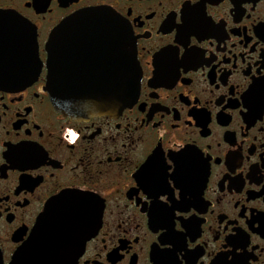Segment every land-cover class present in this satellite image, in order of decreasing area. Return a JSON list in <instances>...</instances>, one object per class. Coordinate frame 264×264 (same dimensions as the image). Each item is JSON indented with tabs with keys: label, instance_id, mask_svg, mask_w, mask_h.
Wrapping results in <instances>:
<instances>
[{
	"label": "flooded vegetation",
	"instance_id": "af4514ba",
	"mask_svg": "<svg viewBox=\"0 0 264 264\" xmlns=\"http://www.w3.org/2000/svg\"><path fill=\"white\" fill-rule=\"evenodd\" d=\"M93 7L128 24L140 88L121 112L75 121L48 78L112 91L117 66L99 38L70 36L55 69L46 43ZM0 11L31 27L41 64L34 78L26 52L21 82L0 84L4 264L66 190L101 209L76 264H264V0H0ZM20 40L21 29L0 35L6 63L32 45Z\"/></svg>",
	"mask_w": 264,
	"mask_h": 264
},
{
	"label": "water",
	"instance_id": "95a60500",
	"mask_svg": "<svg viewBox=\"0 0 264 264\" xmlns=\"http://www.w3.org/2000/svg\"><path fill=\"white\" fill-rule=\"evenodd\" d=\"M30 28L19 18L0 11V35L8 36L10 30L21 29L20 42L32 43L29 49L15 51V64L6 63L9 58L7 50L0 47V84L21 82L20 75L26 69L22 61L26 52L32 58L31 65L36 67L34 78L39 74L41 64L37 40L35 37L25 38ZM70 36L77 37L79 41L85 36L99 38L104 48L95 49L104 56L112 54L117 74L113 76L112 91L107 90L110 80L106 79L67 83L60 73L49 77L46 89L57 111L77 121L119 113L136 100L141 80L136 44L128 24L114 10L108 7L86 8L63 19L52 30L46 43L49 66L61 69L64 43ZM107 60L111 59L107 57ZM100 210L93 195L77 190L61 192L47 202L29 238L15 251L9 264H76L97 227L96 216ZM0 264H4L2 258Z\"/></svg>",
	"mask_w": 264,
	"mask_h": 264
}]
</instances>
